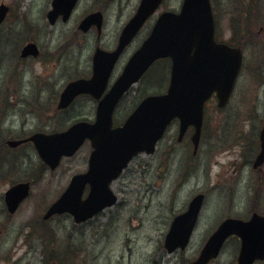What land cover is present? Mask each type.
<instances>
[{
	"label": "rangeland",
	"instance_id": "374dc122",
	"mask_svg": "<svg viewBox=\"0 0 264 264\" xmlns=\"http://www.w3.org/2000/svg\"><path fill=\"white\" fill-rule=\"evenodd\" d=\"M263 1L255 0L245 3L234 0L229 4L227 0L214 1L216 16L220 23L219 36L236 42L246 38L244 49L249 61L255 56V53L252 52L253 46L246 47L250 42L249 34H254L256 39L262 43V45H258L264 46V30L262 29L264 27V7L261 11H256L255 22L248 30H242L247 19L243 17L244 24L240 26V17L248 11L246 9L249 7L248 4L255 5ZM50 2V0L7 1V4L12 8V13L0 28L3 30L1 31L3 43L0 41V56L2 55L0 58V81L5 84L3 90L2 86L0 88L4 92L1 99L3 101L5 95H9L10 98L14 94H18V87L4 77V72L8 71L12 56L11 47L8 45L13 46L15 54L16 48L24 39V36L17 34L26 30L27 37L34 38L37 43L39 42L42 54L38 61L37 59H28L27 63L17 66L18 75L24 82L19 90L21 100L27 99V95L32 93L38 97L35 102L37 107L29 105L28 110L31 108L42 110L39 107V102L42 100H45V104L49 105L48 109H45L44 113L42 112L39 116L34 111L31 113L30 110L27 114H23V110L18 105L20 102L18 98L13 106L8 102L1 103L0 101V131L4 127H8L7 138L27 137L36 130L52 131L60 124L62 130L76 118L93 119L95 117V102L87 98L77 100L67 112L46 116L58 101L59 93L64 85L77 76L89 75L91 71V57L96 35L95 33L88 35L79 33L76 27L77 21L97 8H104L107 14V24L102 45L110 48L115 44L138 0H119L112 4H106L104 0H81L70 22L59 23L53 27L48 24L46 12L45 14L43 12L45 8L46 11L50 8ZM177 3L180 8L182 0H167L164 6L165 8H174L178 6ZM37 23L39 26L35 28ZM228 24L229 30L227 29ZM149 28L150 24L142 30L133 44L125 51L115 69L114 77L121 72L128 57L147 36ZM236 31L239 35L234 36ZM16 35L18 37L10 45V40L14 39ZM255 62L256 60L254 64ZM249 66L245 70L247 79L241 76L238 81L231 107L229 106L225 112L212 111V106L208 109L207 126L204 130L202 145L196 156L189 157V153H192V145H189L188 141L175 142L178 125L172 124L164 140L159 144L157 152L151 155L146 153L138 155L124 174L113 183L112 187L119 196V201L114 206L105 209L94 219L81 225H76L72 217L67 214L60 215L53 221H46L49 228L44 229L43 233L44 250L40 240L35 238L36 234H32L31 228L35 229V232L36 228L31 225L35 217L37 215L42 217L49 205L64 191L69 176L86 168L91 151L90 143L85 144L73 158L66 159L56 172L46 168L37 151L31 145L13 149L17 153L16 161L19 162V166L15 163L16 154L4 149L7 147L0 146L3 149L0 151V165L3 169V176H0V264H48L53 259L61 264H107L103 251L106 241L114 248V264H186L188 260L199 254L209 235L224 218L229 216L249 217L251 215L249 193L257 192L256 187L259 181L255 182L257 174L249 169L246 162L248 159H254L258 146L256 151L252 152L251 146L241 145L239 143L242 141L237 140L232 148H236L239 144L235 156H240L241 161L231 165L226 180L218 182L214 175L217 173L220 163L226 166L228 162L233 161L232 155H224L219 152L221 148L233 144L232 138L225 142L217 141L216 136L217 128L219 129L220 125L222 126L226 122L227 117L226 125L221 128V131L219 129L220 136H228L234 130L236 112L233 111L227 116L229 109L241 111V126L246 134L252 132V138L255 141L256 139L258 141L259 132L264 123V83L261 84L260 80L254 77L252 68ZM168 77L167 63L162 60L155 63L149 70L147 79L144 78L140 84L133 87L131 96L126 97L117 107L114 115L115 120L118 121L117 118L121 120L125 114H129L137 100L135 96L143 92L154 93L151 90L167 89ZM32 80L34 81L33 85H31ZM48 82L53 87H49ZM43 83H45V87L42 88ZM26 86H30L31 89L28 91ZM55 91L59 92L58 95ZM43 94H45L44 97L41 96ZM239 100L243 102L238 104ZM51 116H55V118L51 119ZM211 125L214 126V130ZM237 132L241 135L243 131L237 129ZM245 133H243L242 140L250 143ZM2 134H6V129ZM243 147L245 151H242ZM187 153L188 158L184 160L179 158L180 156L185 157ZM181 159L183 165H188V159H191L190 162L195 164L192 172L190 166L186 168L185 171L191 173L185 176V180L181 175ZM235 166L246 168L243 175L240 174V171L235 173ZM16 167L17 171L24 169L22 177L32 180L33 188L30 198L14 216L9 217L6 214H1V197L13 181H16L17 175L13 172ZM11 172H13L12 176L8 175ZM33 172H38L39 177L31 176L32 178H30L29 176ZM215 183L222 186L221 190L212 191V186ZM45 186L55 187V191L49 194ZM152 191H156L158 194L150 199L149 193ZM200 192L206 195V199L190 245L185 251L168 254L163 245V238L166 237L176 214L184 208L186 210L191 198ZM39 194L42 198L37 197L33 204H29L32 197ZM260 206L261 210L264 209V196ZM28 222H31L30 226H27ZM157 225L159 228L156 233ZM135 231L141 233L138 240L134 241L132 236L124 237V234L131 235ZM147 235H155L158 240L146 241ZM68 236H71L70 240ZM68 243L72 245L73 249ZM131 244H133V248L130 247ZM239 246L240 243L237 246L235 240H229L221 255L210 264H234ZM160 248L163 250L162 259L159 257L155 259V253ZM121 256L126 261L121 260Z\"/></svg>",
	"mask_w": 264,
	"mask_h": 264
},
{
	"label": "water",
	"instance_id": "95a60500",
	"mask_svg": "<svg viewBox=\"0 0 264 264\" xmlns=\"http://www.w3.org/2000/svg\"><path fill=\"white\" fill-rule=\"evenodd\" d=\"M77 0H54L48 14L54 23L60 14L68 19ZM161 0H143L137 15L125 27L118 49L113 53L99 50L95 56V75L91 80L70 83L61 95L59 107H67L80 93H91L100 98L107 87L113 65L124 47L136 35L145 20ZM8 7L0 6V23ZM101 13L88 16L81 27L87 30L92 23L101 22ZM34 43L28 44L23 56L38 55ZM173 60L171 85L165 95L145 98L121 127L112 128V114L116 104L128 88L138 81L158 58ZM242 61L240 48L219 44L214 39V21L209 0H185L181 13L162 14L150 37L132 57L123 75L111 91L100 101L98 119L94 124L80 122L68 131L31 137L41 156L55 168L63 155H72L90 138L95 150L91 155L90 170L74 177L68 190L51 207L46 217L54 212H72L77 221L86 220L116 201L109 189L134 155L140 151L154 152L165 129L175 117L181 119V137L189 125L196 127L192 140L197 150L203 120V105L214 90L220 95L221 105L231 95ZM262 151L256 166L264 162V127L261 132ZM87 183L91 192L86 200L82 193ZM29 193V185L19 184L7 193L9 210L14 212L19 202ZM204 195L190 203L189 210L178 216L167 239L170 251L185 248L196 225ZM237 234L242 239L238 264H253L264 259V216L257 213L249 221L229 218L210 237L200 256L191 264H206L217 257L225 240Z\"/></svg>",
	"mask_w": 264,
	"mask_h": 264
},
{
	"label": "bare ground",
	"instance_id": "6f19581e",
	"mask_svg": "<svg viewBox=\"0 0 264 264\" xmlns=\"http://www.w3.org/2000/svg\"><path fill=\"white\" fill-rule=\"evenodd\" d=\"M45 188L47 189V192L50 194L53 192V190H55V187H50V186H45ZM158 194V192L156 191H152L149 193V197L150 199H152L153 197H155L156 195ZM158 225H157V231L156 233L158 232ZM140 231H135V232H132L131 235H125L124 234V237L125 238H130L132 236V239L134 241L138 240L140 238ZM152 240H155L157 241L158 238L155 237V235H147V238H146V241H152ZM105 247L103 249L104 251V255L106 257V261H107V264H114V261H115V251H114V248L111 244L107 243V241L105 242ZM130 247L133 248V244L130 245ZM162 253H163V250L160 248L158 252H156V256H159V257H162ZM121 260H123V257L121 256ZM124 261V260H123Z\"/></svg>",
	"mask_w": 264,
	"mask_h": 264
},
{
	"label": "flooded vegetation",
	"instance_id": "af4514ba",
	"mask_svg": "<svg viewBox=\"0 0 264 264\" xmlns=\"http://www.w3.org/2000/svg\"><path fill=\"white\" fill-rule=\"evenodd\" d=\"M264 175V169L262 170V174L260 175V178Z\"/></svg>",
	"mask_w": 264,
	"mask_h": 264
}]
</instances>
